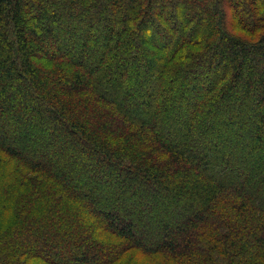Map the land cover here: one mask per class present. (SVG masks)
Segmentation results:
<instances>
[{"label":"trees","instance_id":"1","mask_svg":"<svg viewBox=\"0 0 264 264\" xmlns=\"http://www.w3.org/2000/svg\"><path fill=\"white\" fill-rule=\"evenodd\" d=\"M0 264H264V0H0Z\"/></svg>","mask_w":264,"mask_h":264},{"label":"rangeland","instance_id":"2","mask_svg":"<svg viewBox=\"0 0 264 264\" xmlns=\"http://www.w3.org/2000/svg\"><path fill=\"white\" fill-rule=\"evenodd\" d=\"M179 16H181V14H180V12H179ZM181 19H182V17H180ZM179 18V19H180ZM194 27V25H191L190 26V29L191 28H193ZM39 132H43V128H41V129H39V130H37V131H34L33 132V137H36V135L39 137V140H40V142H43L44 140H46V137L45 136H41L40 134H39ZM37 138V137H36ZM32 148H34V147H32ZM35 150V149H34ZM33 153V152H32ZM48 159L49 158H51V151H50V153L49 154H47V156H46ZM61 163H63V161L61 162ZM61 163H60V165H61ZM68 185H69V187L70 188H74V187H77L78 189H80V191H82V192H84V188L82 187V185L81 184H77V183H75V182H73V181H70V183H68ZM143 202V200L141 201V203ZM146 210V209H145ZM44 237H47V234H45V235H43ZM43 238V237H42ZM23 244L24 243H26V241H23L22 242ZM38 242H34L33 244H32V248L34 249V250H36V251H39L40 252V255H42L43 257H53V253L52 252H46V253H42L40 250H41V248L39 249V247H38ZM92 252H93V249H92Z\"/></svg>","mask_w":264,"mask_h":264}]
</instances>
